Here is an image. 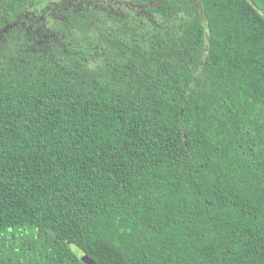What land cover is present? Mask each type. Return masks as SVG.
<instances>
[{
	"label": "trees",
	"instance_id": "obj_1",
	"mask_svg": "<svg viewBox=\"0 0 264 264\" xmlns=\"http://www.w3.org/2000/svg\"><path fill=\"white\" fill-rule=\"evenodd\" d=\"M131 1L0 38V264H264V16Z\"/></svg>",
	"mask_w": 264,
	"mask_h": 264
},
{
	"label": "flooded vegetation",
	"instance_id": "obj_2",
	"mask_svg": "<svg viewBox=\"0 0 264 264\" xmlns=\"http://www.w3.org/2000/svg\"><path fill=\"white\" fill-rule=\"evenodd\" d=\"M122 7L141 9L148 5L135 4L131 0H27L22 12H14L15 19L7 23L2 32L4 36L0 38L6 42L8 38L14 39L12 34L15 31L24 30L28 40H36L40 47H50L51 43L56 42L55 37L63 31L60 28L68 22L71 14L80 13L85 8L120 10Z\"/></svg>",
	"mask_w": 264,
	"mask_h": 264
},
{
	"label": "rangeland",
	"instance_id": "obj_3",
	"mask_svg": "<svg viewBox=\"0 0 264 264\" xmlns=\"http://www.w3.org/2000/svg\"><path fill=\"white\" fill-rule=\"evenodd\" d=\"M81 260L85 263V264H96L93 260H91L90 258H88L86 255L81 254L80 255Z\"/></svg>",
	"mask_w": 264,
	"mask_h": 264
},
{
	"label": "water",
	"instance_id": "obj_4",
	"mask_svg": "<svg viewBox=\"0 0 264 264\" xmlns=\"http://www.w3.org/2000/svg\"><path fill=\"white\" fill-rule=\"evenodd\" d=\"M250 2V4L261 14L264 16V11L262 9H260L253 0H248Z\"/></svg>",
	"mask_w": 264,
	"mask_h": 264
}]
</instances>
